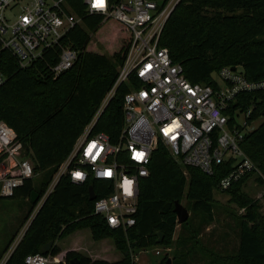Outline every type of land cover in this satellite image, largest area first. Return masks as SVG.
<instances>
[{"label":"trees","instance_id":"obj_1","mask_svg":"<svg viewBox=\"0 0 264 264\" xmlns=\"http://www.w3.org/2000/svg\"><path fill=\"white\" fill-rule=\"evenodd\" d=\"M109 1L112 5L121 0ZM66 3L81 22L31 66L21 68L17 58L0 47V71L6 78L0 88V116L23 143L35 172L44 178L39 190L34 179H29L11 197L28 199L30 203L33 192L40 199L44 196L60 164L99 111L117 82L119 67L132 43V33L122 22L88 13L83 0H66ZM107 22H114L118 31L113 43L117 49H110L109 55L90 49L93 36ZM160 46L169 49L173 61L182 64L193 83L216 86L214 75L225 67L241 68L248 80H261L264 78V0H180L164 26ZM64 47L76 50L78 60L71 69L56 76L53 69ZM130 87L122 84L117 89L94 127V133L107 134L113 143L124 126L123 103ZM235 108L243 112L251 109L249 122L262 119L258 128L245 138L242 148L264 178V90L238 95ZM230 171L228 163L216 167L212 175L198 168L185 169L160 145L152 155L149 176L140 181L137 223L127 233L111 229L104 218L93 212L89 187L100 197L108 193L103 191L108 183L91 178L81 185L63 177L32 219L7 264H25L27 256L37 253L57 256L61 249L55 243L81 229H90L95 241L113 238L124 259L110 263L71 253L67 264L71 260L79 264H133L132 252L167 247L173 242L178 225L176 201L185 198L193 214L203 217L205 225L214 222L216 191L229 195L231 201L245 210L239 224L237 253L226 260H235V264H264V215L258 212L259 201L243 189L250 177L225 191L219 189L220 181ZM263 178H258L261 185ZM36 207L31 203L4 254ZM189 219L182 225H187ZM159 234L163 236L161 244L157 243ZM50 242L54 243L52 248L44 253L43 248ZM166 262L167 259L161 264Z\"/></svg>","mask_w":264,"mask_h":264},{"label":"built area","instance_id":"obj_2","mask_svg":"<svg viewBox=\"0 0 264 264\" xmlns=\"http://www.w3.org/2000/svg\"><path fill=\"white\" fill-rule=\"evenodd\" d=\"M179 1L121 0L111 5L103 0V6H97V0H83L88 13L122 22L132 33V43L116 84L60 164L38 209L63 177L81 185L94 178L109 184L103 189L108 193L100 197L92 187L94 214L111 229L127 233L137 223L140 181L149 176L152 155L160 145L185 169L198 168L212 175L219 165L230 164V173L219 184L222 191L245 177L263 178L242 148L245 138L258 128L257 122H249L251 109L243 112L235 104L242 93L264 90V78L251 81L241 68L225 67L214 75L216 86L191 82L182 64L160 46L164 26ZM80 22L66 0H0V47L11 52L21 68H27ZM77 60L76 50L62 48L54 74L71 69ZM5 81L0 71V88ZM122 84L131 87L123 103L124 126L113 143L107 134L94 133V127ZM39 175L16 132L0 116V195L13 197L25 181ZM30 223L0 264L8 263ZM155 253L161 255L162 250ZM25 264L67 262L37 253L27 256Z\"/></svg>","mask_w":264,"mask_h":264},{"label":"rangeland","instance_id":"obj_3","mask_svg":"<svg viewBox=\"0 0 264 264\" xmlns=\"http://www.w3.org/2000/svg\"><path fill=\"white\" fill-rule=\"evenodd\" d=\"M117 25L114 22H107L103 30L93 36L90 49L106 53L117 49L116 42ZM255 126L262 123V119H257ZM257 177L254 181L249 178L244 191L259 201V213L264 215V187L256 186ZM44 178L41 175L34 178V186L39 190ZM259 183V182H258ZM260 184V183H259ZM215 220L209 225H205L203 217L194 215L191 206L184 198L180 203L189 211L190 219L187 225H177L173 242L167 247H154L148 249V253L142 251L132 252L130 259L136 264H161L167 259L166 264H235V260H226L228 257L236 255L238 249L239 224L245 210L231 201V197L225 193L216 191L215 194ZM31 207L30 200L24 198H5L0 195V257L4 258L7 246L13 239L23 218ZM37 207L30 219L21 227L18 235L11 244L18 240L22 230L28 226L33 216L37 212ZM78 231V232H77ZM67 235L64 239L55 243L61 249L57 256L67 262L68 254L78 253L84 256H93V259L104 260L110 263H119L124 259L123 252L119 250L113 238L103 241H95L92 238L90 229L77 230ZM10 247V248H11ZM162 250L161 255H156L155 250ZM65 253V254H64ZM64 254V255H63ZM51 257L53 255L51 254Z\"/></svg>","mask_w":264,"mask_h":264},{"label":"water","instance_id":"obj_4","mask_svg":"<svg viewBox=\"0 0 264 264\" xmlns=\"http://www.w3.org/2000/svg\"><path fill=\"white\" fill-rule=\"evenodd\" d=\"M88 192H89L90 201H94L96 199V194H95L94 189L92 187H89ZM39 201H40V195L37 192H33L31 196V203L37 206ZM40 208L38 209V211L40 210ZM38 211L36 212V214L38 213ZM174 211L177 215V222L179 225L184 224L190 218L189 211L179 201H176ZM159 235H160V239H158L157 243L161 244L163 236L161 234ZM53 244H54L53 242H50L47 246L43 248V252L48 253L50 249L52 248ZM70 264H79V261L71 260ZM168 264H170V261H168Z\"/></svg>","mask_w":264,"mask_h":264},{"label":"snow or ice","instance_id":"obj_5","mask_svg":"<svg viewBox=\"0 0 264 264\" xmlns=\"http://www.w3.org/2000/svg\"><path fill=\"white\" fill-rule=\"evenodd\" d=\"M97 6H103V0H97Z\"/></svg>","mask_w":264,"mask_h":264},{"label":"crops","instance_id":"obj_6","mask_svg":"<svg viewBox=\"0 0 264 264\" xmlns=\"http://www.w3.org/2000/svg\"><path fill=\"white\" fill-rule=\"evenodd\" d=\"M77 232H78V231H77ZM91 235H92V234H91ZM92 238H93V237H92ZM102 241H103V240H102ZM58 242H59V241H58ZM61 254H62V253H61ZM64 254H65V253H64ZM64 254H63V255H64ZM83 255H84V254H83ZM89 257H90L92 260H96V259H93V258H92L93 256H89Z\"/></svg>","mask_w":264,"mask_h":264}]
</instances>
